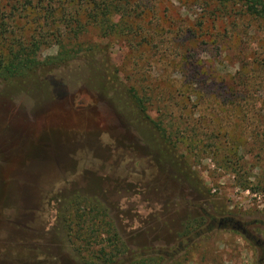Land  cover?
I'll use <instances>...</instances> for the list:
<instances>
[{"label":"rangeland","instance_id":"rangeland-1","mask_svg":"<svg viewBox=\"0 0 264 264\" xmlns=\"http://www.w3.org/2000/svg\"><path fill=\"white\" fill-rule=\"evenodd\" d=\"M142 9L156 45L135 52L92 27L80 41L106 45L126 85L141 80L166 92L182 76L169 55L184 31L201 70L189 91L174 93L186 107L183 132L227 152L226 161L173 140L178 169L163 165L121 126L106 97L71 87L44 99L40 91L33 97L30 85L16 91L0 80V264H264L255 241H264V225L250 227L254 239L218 225L224 217L264 221V22L242 13L236 1L150 0ZM28 26L22 35L39 37L38 26ZM57 51L51 43L36 54L42 59ZM249 71L254 79L243 110L216 86L243 87ZM154 100L152 118L161 107ZM225 124L227 142L210 137ZM189 168L197 175L194 187L183 178ZM69 221L70 232L62 228ZM106 254L114 256L104 263Z\"/></svg>","mask_w":264,"mask_h":264},{"label":"trees","instance_id":"trees-1","mask_svg":"<svg viewBox=\"0 0 264 264\" xmlns=\"http://www.w3.org/2000/svg\"><path fill=\"white\" fill-rule=\"evenodd\" d=\"M149 1L5 0L2 3L0 0V15L2 16L0 18V80L12 86L16 91L22 88L27 89L30 85L32 87H30V94L33 96L40 91L44 99L62 96L69 92L71 87L76 88L77 94H98L106 97L121 126L146 142L163 165L169 164L178 169L179 156L175 152L178 143L194 144L195 147L200 148V152L213 154L216 161H226L227 152L218 151L221 148L215 151L208 149L215 145H206L200 140L195 142L196 138L187 134L186 136L183 132L187 127L183 124L185 119L181 112L186 107L181 104L180 99H176L177 94L174 93L183 96L189 91L190 84L201 70L200 65L196 64L195 59L189 55L184 31L178 34L180 38L178 46L171 49L169 55L172 61H177L175 66L180 67L179 71L182 76L179 79L176 78L177 84L174 82L175 79H172L174 89L166 92L156 91L151 85H143L141 80L126 85L119 77L118 69L111 62L110 52L106 45L96 43L84 45L80 41V37L89 27H92L102 37L122 38L135 52L142 51L143 46L156 45L155 35L157 33L149 31L142 15V7H145ZM217 1L221 6L236 1L241 4L242 13L264 22V0ZM25 23L34 31L38 26L39 37L32 36L26 39L21 33ZM41 31L48 34L40 35ZM51 43L57 45V53L42 59L38 58L37 49ZM164 53L163 50L162 54ZM57 72H59V77ZM137 74L140 73L137 72ZM262 74L263 70L259 69L255 78ZM243 76L248 80V82H242L243 87L237 86L238 89H235L236 87H230L222 81L218 82L216 89L220 90L218 94L226 92L229 97H235L234 101H231L233 105L241 106V101V107L244 110L248 108V83L250 84L254 76L250 75V71ZM244 88H246L247 95H243ZM159 94L161 97L167 94L168 99L157 98ZM153 99L161 106L155 118L150 115L148 107L149 101ZM221 104H226V102ZM162 114L168 115L165 116L167 118H162ZM213 132L216 133L211 134V138L223 139L227 142L228 133H230L229 125L225 124ZM188 140L190 143H187ZM231 164L228 166H232ZM183 178L193 187L198 184L197 175L190 168L183 173ZM243 187L248 188L245 183ZM83 198L90 200L92 197L85 194ZM74 214L75 211L66 216L71 218ZM66 216H64L65 222L67 221ZM65 222L62 228L70 232L71 221ZM105 247L106 244H103L101 250ZM106 255L101 256L104 263L111 261L114 256L109 254L106 257ZM151 259L153 258L150 257L148 260ZM144 262L145 259H139L137 264H145Z\"/></svg>","mask_w":264,"mask_h":264},{"label":"flooded vegetation","instance_id":"flooded-vegetation-1","mask_svg":"<svg viewBox=\"0 0 264 264\" xmlns=\"http://www.w3.org/2000/svg\"><path fill=\"white\" fill-rule=\"evenodd\" d=\"M212 224L215 222V218L211 219ZM255 224H261L264 225V221L260 220H253V221H248V222H241L240 220H236L233 217H224L221 218L218 221V225H231L232 227L239 229L241 231V233L246 236L248 239H254V235L250 230V227L255 225ZM258 247H260L262 249L263 252V256L260 259V261L264 260V241H262L261 239H255Z\"/></svg>","mask_w":264,"mask_h":264}]
</instances>
